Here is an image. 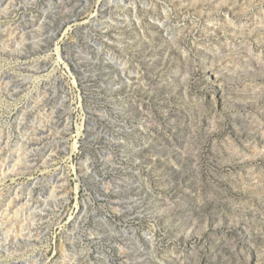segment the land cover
<instances>
[{"label":"rangeland","instance_id":"rangeland-1","mask_svg":"<svg viewBox=\"0 0 264 264\" xmlns=\"http://www.w3.org/2000/svg\"><path fill=\"white\" fill-rule=\"evenodd\" d=\"M0 264H264V0H0Z\"/></svg>","mask_w":264,"mask_h":264},{"label":"water","instance_id":"water-1","mask_svg":"<svg viewBox=\"0 0 264 264\" xmlns=\"http://www.w3.org/2000/svg\"><path fill=\"white\" fill-rule=\"evenodd\" d=\"M117 66H120V63H119V62H117ZM48 153H49V151H47L43 156H45V155L48 154ZM54 179H55V178H52V179H50L49 181L52 182ZM35 181H37V180H35ZM46 193H47V192L43 190V193L41 194V196H45ZM43 208H44V207H41V209H43Z\"/></svg>","mask_w":264,"mask_h":264},{"label":"flooded vegetation","instance_id":"flooded-vegetation-1","mask_svg":"<svg viewBox=\"0 0 264 264\" xmlns=\"http://www.w3.org/2000/svg\"><path fill=\"white\" fill-rule=\"evenodd\" d=\"M75 232H76L78 235H81V234H84V233H85V231H83V230L80 229V228L75 229Z\"/></svg>","mask_w":264,"mask_h":264},{"label":"bare ground","instance_id":"bare-ground-1","mask_svg":"<svg viewBox=\"0 0 264 264\" xmlns=\"http://www.w3.org/2000/svg\"><path fill=\"white\" fill-rule=\"evenodd\" d=\"M74 148H76V145L74 146ZM77 191V190H76Z\"/></svg>","mask_w":264,"mask_h":264}]
</instances>
